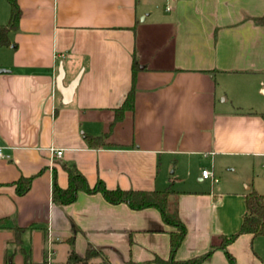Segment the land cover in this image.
<instances>
[{
	"label": "crops",
	"instance_id": "crops-1",
	"mask_svg": "<svg viewBox=\"0 0 264 264\" xmlns=\"http://www.w3.org/2000/svg\"><path fill=\"white\" fill-rule=\"evenodd\" d=\"M17 1L19 29L0 50V264H66L89 248L101 252L89 264L170 259L175 229L155 208L84 192L55 205L53 185L67 188L72 166L90 186L177 193L187 235L176 261L215 248L203 264H230L227 253L264 264V236L220 247L241 226L246 193L264 194V0ZM9 18L0 0V25ZM134 57V109L117 120ZM31 176L18 196L14 183Z\"/></svg>",
	"mask_w": 264,
	"mask_h": 264
},
{
	"label": "trees",
	"instance_id": "trees-1",
	"mask_svg": "<svg viewBox=\"0 0 264 264\" xmlns=\"http://www.w3.org/2000/svg\"><path fill=\"white\" fill-rule=\"evenodd\" d=\"M10 5V18L8 23L0 25V50L3 47L11 45L9 33L19 29V23L22 11L17 0H7ZM258 24H264V16L256 20ZM138 63L136 57L133 61V76L131 89L123 103L117 109V120H120L126 111H133L136 95V69ZM87 143L90 147L101 148L109 146L105 143L104 137H87ZM68 175V187L62 189L55 181L52 190V201L57 206H67L75 203L80 192L89 195L101 194L110 204L118 205L126 203L131 209L139 211L147 208L157 209L165 223L175 230L170 232L171 257L165 264H203L210 260L213 250L208 253L195 257L187 261H176L175 253L187 235V228L178 216V194L170 190L164 191H134L122 190L120 188L110 190L102 180H99L94 186H90L84 174L76 167H65ZM35 176L21 177L14 183L16 194L18 196L26 195L32 186ZM246 212L243 217L239 230L230 237H223L220 247L226 249L239 236L250 234L253 237L264 236V194H260L254 189H250L245 195ZM7 223L5 219L0 220V229ZM15 232L14 243L17 247L22 246V234L26 231L24 228H12ZM100 251L89 248L85 256L78 255L72 250L68 256L66 264H89V261L100 255ZM28 257V256H27ZM230 264H236L235 258L227 253ZM12 257H7L6 264L10 263ZM25 264H33L30 261ZM42 264H45L43 262Z\"/></svg>",
	"mask_w": 264,
	"mask_h": 264
},
{
	"label": "built area",
	"instance_id": "built-area-1",
	"mask_svg": "<svg viewBox=\"0 0 264 264\" xmlns=\"http://www.w3.org/2000/svg\"><path fill=\"white\" fill-rule=\"evenodd\" d=\"M175 1H180V0H175ZM168 10H170V8H168ZM52 153H53V160L61 158V156L63 154L62 150H53ZM4 158H5L4 148L2 146H0V160L4 159ZM202 176H203L204 179H211L215 183L219 182V180L217 178H215L213 176V174L210 171H208V170H204L202 172Z\"/></svg>",
	"mask_w": 264,
	"mask_h": 264
},
{
	"label": "water",
	"instance_id": "water-1",
	"mask_svg": "<svg viewBox=\"0 0 264 264\" xmlns=\"http://www.w3.org/2000/svg\"><path fill=\"white\" fill-rule=\"evenodd\" d=\"M5 72H7V70H0V73H5Z\"/></svg>",
	"mask_w": 264,
	"mask_h": 264
},
{
	"label": "rangeland",
	"instance_id": "rangeland-1",
	"mask_svg": "<svg viewBox=\"0 0 264 264\" xmlns=\"http://www.w3.org/2000/svg\"><path fill=\"white\" fill-rule=\"evenodd\" d=\"M209 171H210V170H209ZM171 173H172V170H171ZM173 177H175L174 174H173ZM218 177H219V176H218ZM220 179H222V177H221ZM244 187H245V186H244ZM263 240H264V239H263Z\"/></svg>",
	"mask_w": 264,
	"mask_h": 264
}]
</instances>
